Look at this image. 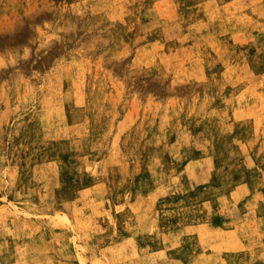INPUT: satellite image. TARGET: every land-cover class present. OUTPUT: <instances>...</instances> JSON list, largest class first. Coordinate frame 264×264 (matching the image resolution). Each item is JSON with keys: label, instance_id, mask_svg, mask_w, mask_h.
Returning a JSON list of instances; mask_svg holds the SVG:
<instances>
[{"label": "rangeland", "instance_id": "rangeland-1", "mask_svg": "<svg viewBox=\"0 0 264 264\" xmlns=\"http://www.w3.org/2000/svg\"><path fill=\"white\" fill-rule=\"evenodd\" d=\"M0 264H264V0H0Z\"/></svg>", "mask_w": 264, "mask_h": 264}]
</instances>
